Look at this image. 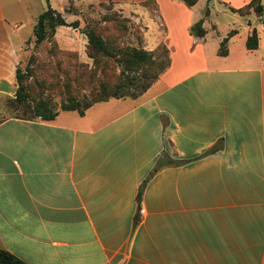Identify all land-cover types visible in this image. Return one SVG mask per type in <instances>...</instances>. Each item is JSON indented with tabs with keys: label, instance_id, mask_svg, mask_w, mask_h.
<instances>
[{
	"label": "crops",
	"instance_id": "obj_1",
	"mask_svg": "<svg viewBox=\"0 0 264 264\" xmlns=\"http://www.w3.org/2000/svg\"><path fill=\"white\" fill-rule=\"evenodd\" d=\"M154 1L170 67L145 94L0 123V249L27 264H264V15L205 0L197 20L204 0H166L175 22ZM217 5L247 26L221 32ZM18 36L0 1V97L17 84Z\"/></svg>",
	"mask_w": 264,
	"mask_h": 264
},
{
	"label": "rangeland",
	"instance_id": "obj_2",
	"mask_svg": "<svg viewBox=\"0 0 264 264\" xmlns=\"http://www.w3.org/2000/svg\"><path fill=\"white\" fill-rule=\"evenodd\" d=\"M0 1L9 28L19 35L15 39L20 41L33 34L24 48L19 66L22 71H29L25 84L29 97L28 105L31 108L41 99H46L56 111H61V105L70 99H96L102 83L115 88L122 78L134 75L124 72L117 58L121 51L128 48L142 49L156 56V66L148 69V78H151L156 70L160 73L167 67L169 55L163 47L164 41H167V23L162 19V22L157 21L160 14L154 0H118V6L123 10L127 6H132L131 8L137 11L143 7L147 9L144 13L127 14L116 9L112 0H50L51 7L61 13L68 24L78 25L77 28L59 27L54 37L38 45L35 43L33 31L39 15L48 8L47 1ZM161 9L175 22H181L185 18L184 14L169 7L166 0H161L160 12ZM220 10L224 8L217 5L210 21L217 23L221 32L247 26L239 15L223 13ZM204 12L205 0L192 13L193 19L199 20ZM90 30H95L116 55L101 59L102 63L98 67H95L94 60L88 55L86 33ZM152 41L154 46L156 42L162 43L150 51L153 47ZM141 83H144V79H141ZM137 89L132 86L131 91ZM17 92L18 84L11 94L0 97V123L11 118L34 119L32 109L17 103Z\"/></svg>",
	"mask_w": 264,
	"mask_h": 264
},
{
	"label": "trees",
	"instance_id": "obj_3",
	"mask_svg": "<svg viewBox=\"0 0 264 264\" xmlns=\"http://www.w3.org/2000/svg\"><path fill=\"white\" fill-rule=\"evenodd\" d=\"M48 3V8L43 12L34 27L35 43L42 44L49 38H52L56 34V30L59 27H75L77 28V23L68 24L65 18L57 10L53 9L50 5V0H46ZM184 3L188 8H193L199 0H175ZM232 12L239 14L242 17H246L253 11L259 18L264 15V8L262 6L261 0H252L250 4L242 9H231ZM209 15V11L206 12V16ZM204 20H200L194 24L190 29V34L197 38L205 37L206 31L203 27ZM88 39V55L94 60L95 67L100 66L102 63L101 59L105 57L111 58L114 55L110 51V47L104 41V39L95 31L90 30L86 33ZM232 36V33L229 37ZM228 38H226L220 49V56L225 57L228 54L227 51ZM247 49L250 51L257 50L259 48V34L256 29L253 30L252 34L249 36L247 43ZM168 56L167 67L162 72L155 71L151 78H148L149 68L156 66V56L148 51L142 49L128 48L120 52L118 55V62L123 66L124 72L133 73L134 75H128L122 78L121 82L115 87L110 88L109 85L102 83L100 90L98 92V97L94 100H75L70 99L61 105V111H75L79 115L84 116L86 111L94 106L95 104L107 102L112 99H137L143 94H145L152 86L155 84L159 78L168 70L170 67V51L167 46H163ZM150 65L151 67H149ZM29 71H22L19 67L16 72V81L18 84V92L16 95V101L22 106H28L27 108L32 109L34 112V119H42L44 121H53L58 116L59 111L54 109V106L48 100L41 99L36 102L34 107L31 108L28 105V93L26 87V80L29 76ZM141 79H144V83H141ZM132 86L138 88L137 91H131ZM27 120V119H24ZM33 120V119H32ZM172 164V163H171ZM180 164V163H176ZM163 165H158L156 171L160 170ZM0 264H27L14 254L0 249Z\"/></svg>",
	"mask_w": 264,
	"mask_h": 264
}]
</instances>
